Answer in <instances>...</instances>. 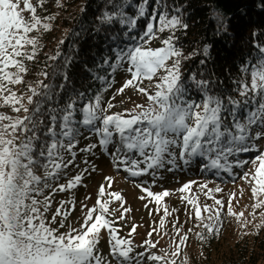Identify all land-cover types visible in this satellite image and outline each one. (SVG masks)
Segmentation results:
<instances>
[{
	"label": "snow or ice",
	"instance_id": "obj_1",
	"mask_svg": "<svg viewBox=\"0 0 264 264\" xmlns=\"http://www.w3.org/2000/svg\"><path fill=\"white\" fill-rule=\"evenodd\" d=\"M46 3L47 0H36L35 4L32 0H0V108L8 107L15 114L0 111V264H112V260L116 264H144L145 259L151 264H177L182 253L180 264H189L183 251L189 236L182 231V225L177 226L179 219L172 222L174 235L161 231L166 226L165 218L178 209L170 212L165 206L159 229L153 227L148 232L149 238L136 246L132 239L120 237L115 226L118 221H125L131 209L124 207L121 193L106 192L104 184L99 188L95 205L89 208L82 203L84 218L79 228L68 224L67 230L61 231L75 210V199L57 203L55 196L81 186L90 169L96 170L85 159L82 161L85 167L68 178L71 168H79L78 155H94L97 148L111 155L113 167L122 168L130 177L151 174L155 178L157 170L166 166L168 171L177 169V160L185 167L199 163L201 171L215 170L216 175L223 172L233 178L237 175L234 169L250 165L240 179L250 186L252 219L246 218L243 211H233L235 192L229 194L226 214L234 217L241 229L253 223L258 218L257 210L264 208V150L259 146V142H264V44L254 45L255 61L245 60L240 65L241 75L232 80L231 90L221 88L212 74L202 79L191 74L185 79L182 61L195 53L185 56L177 47L176 32L189 27L183 19L182 7L173 5L170 14L167 0H108L113 10L104 11L98 19L102 25L118 23L126 28L123 32L126 42L116 43L110 49L111 55H105L102 63L96 64L97 68L108 70L106 76L97 75L86 61L80 64L82 72L102 84L94 95L86 97L73 86L69 73L76 59L61 52L63 39L55 55L47 57L54 63H46L45 69L38 73L43 79L35 83L25 79L29 65L37 61L42 51L43 34L52 30L56 19L55 14L37 15V8ZM56 6L64 7L62 0H56ZM128 8L134 9L132 15L125 11ZM25 12L30 14L27 18ZM140 20L145 21L142 31L131 34ZM224 30L227 31V26ZM94 31L99 33L101 29ZM164 32L168 35L160 40L162 46L150 47ZM109 38L113 42L120 40L118 34L106 36L105 40ZM210 48L205 45L202 50L205 58L200 61L202 65L210 58ZM58 60L60 63H55ZM48 67L52 68L51 73L46 70ZM119 70L130 78L110 100L104 101L103 93L112 87V77ZM50 77L53 82L45 83ZM56 78L59 83L54 82ZM145 81L149 87L142 86ZM19 85L26 90L18 92ZM130 88L145 96L146 103L112 111L116 96ZM92 136L97 137V143L78 147L81 137ZM109 146L113 148L111 152ZM253 153L242 158L243 154ZM105 180L111 188L113 177L107 176ZM194 184L197 182L188 181L176 191L181 193V201L191 207V213L186 207V215L192 220L194 214L197 221L194 227L201 228L195 235L203 244L209 236L222 235L221 212L225 204L213 193L223 189L200 183L199 190L214 202L201 205L199 196L193 194ZM136 187L147 193L139 199L151 197L158 206L172 195L168 190L154 193L141 184ZM113 199L120 202L119 208H110ZM259 219L254 225L255 234L264 228V211L259 212ZM137 227L132 225L129 237ZM102 230L108 235L107 256L99 248ZM154 233L160 239L169 236L168 248L160 249L163 255L151 251L160 243L151 239ZM250 234L244 231L241 238ZM135 247L145 250L133 255Z\"/></svg>",
	"mask_w": 264,
	"mask_h": 264
},
{
	"label": "trees",
	"instance_id": "obj_2",
	"mask_svg": "<svg viewBox=\"0 0 264 264\" xmlns=\"http://www.w3.org/2000/svg\"><path fill=\"white\" fill-rule=\"evenodd\" d=\"M114 2H119V0H114ZM54 3V0H47L44 5L46 10L43 7L41 14L47 12L45 16L53 15L51 6ZM62 3L64 7H60L59 12L55 13L56 19L52 22V30L43 34L41 38L42 51L39 53L37 61L29 65L30 71L25 78L26 81L33 83L43 79L38 73L45 69L46 63H54L48 61L47 57L55 55L57 45L63 39L64 44L59 46L61 52L65 56L73 55L76 59V63L69 73L73 86L89 97L94 95L102 87V84L99 80H94L90 74L82 72L80 64L86 61L88 67L92 68L97 75H108L106 68H97L96 64L102 63L105 55H111L110 49L115 47L116 43L126 42L123 32L127 29L121 28L118 23L112 25L100 23L98 17L104 11L113 10L108 0H63ZM167 3L170 14H172L171 7L173 5L182 7L183 19L189 25L186 31L176 32V36L179 37L176 42L177 47L181 48L184 55L195 53L190 59L182 61V72L185 79L191 74H196L197 79L212 74L221 88L231 90L234 87L232 80L238 79L241 75L238 71L240 65L245 60L255 61L257 51L254 45L264 44V0H167ZM149 10L151 11V8ZM39 11L38 7L37 14L40 15ZM125 11L129 15L134 13L132 8L125 9ZM144 23V20L138 21L137 28L131 34L140 33ZM225 26H227V31L224 30ZM96 28H100L101 31L96 33L94 31ZM105 29L109 31H105ZM253 32L257 35L253 36ZM75 33H79V35H74ZM113 34H118L120 40L117 42H113L110 38L105 40L106 36L110 37ZM159 35L160 39L153 40L151 43L161 47L160 40L166 38L168 33L164 32ZM205 45L211 46L210 58L202 65L200 61L205 59L202 55ZM55 63H60V61ZM46 70L49 73L52 72L51 67ZM122 71L119 70L114 74L112 77L114 82ZM44 82L53 81L50 77ZM54 82L59 83V78H56ZM114 82L112 87L103 93V99L109 96ZM193 98L198 97L193 95ZM83 102H87V100ZM87 135L88 133L85 132V136ZM94 139L93 136L90 139L81 137L79 146L83 147L87 141H94ZM94 155H99L98 157L101 158L99 153ZM160 176V179H155L157 184L166 178L163 170L158 172L157 177ZM144 182L148 184L149 181L145 178ZM222 240L208 237L207 244L201 247L204 251L202 264H264V230H259L258 234L254 233L226 243Z\"/></svg>",
	"mask_w": 264,
	"mask_h": 264
},
{
	"label": "rangeland",
	"instance_id": "obj_3",
	"mask_svg": "<svg viewBox=\"0 0 264 264\" xmlns=\"http://www.w3.org/2000/svg\"><path fill=\"white\" fill-rule=\"evenodd\" d=\"M55 3L52 5V14H57L59 12L60 7L56 6V0H54ZM34 3V0H32ZM63 2V0H62ZM35 4V3H34ZM21 7L23 5L21 4ZM46 7H44L45 9ZM42 8H40V11L37 14L41 17H44L47 12H44L45 14H41ZM46 10V9H45ZM25 17L27 18L30 14L25 12ZM33 35H36V33H33ZM150 47L152 48H158V46L150 44ZM130 78L129 74L126 73L124 70L117 76L116 81L114 82L112 90H110V93L108 94V97L104 98V101H108L111 99L113 95L116 93V89L120 88L122 84L125 82L126 79ZM26 79V78H25ZM144 87H149L148 82L145 81L142 85ZM18 92H24L25 86L19 85L16 86ZM123 101V103H121ZM116 107L112 109V111H123L124 109H131L134 107L135 104H145L146 103V97L143 95H139L134 89H127L124 94L117 95L115 101ZM0 111L5 112L9 115H15L11 112V109L8 107L0 108ZM94 141H87L86 145L89 143H97V137L93 136ZM259 146L262 150H264V142H259ZM81 147V146H78ZM84 147V146H83ZM82 148V147H81ZM113 150L112 146H109V152ZM99 153L101 155V158L98 157L99 155H88L87 153L79 154L77 157V164L79 165V168H71L69 171V177L71 178L74 176L78 171L82 170L85 165L82 163L83 160H89L91 165H95L96 170L91 171L90 174H86L84 176L82 185L73 189L72 191L65 192V193H58L55 196V201L58 203L60 200H68L70 198L75 199V210L71 213L68 220L65 223V228L61 229V231H66L68 224H71L73 227L79 228L80 224L83 223V213L81 211V205L87 204V206L90 208L93 205H95L96 200L98 198V191L101 186V184L105 185L106 192H119L121 193L122 197L124 198V207L130 208L131 212L126 214L125 221H118L115 225L119 229V236L122 238H129L133 240L134 245L139 246L143 243L144 240L148 239V232L152 230L153 227H157L159 229V220L164 216L163 209L166 206L169 211L171 212L172 209H178L176 212H172V215L165 218L166 226L165 229L161 231H168L169 236L175 234V230L172 228V222L176 218L179 219L178 227L182 225V231L185 233H188L189 240L187 242V246L183 249L184 252L187 253V256L189 258V264H202L204 261H202V258L204 257V251L201 249L203 245H206L207 243H201V241L196 237L195 233L200 232L201 228L194 227V225L197 223L195 220L194 214L192 220H188V216L186 215V207L188 208V212L191 213L192 209L190 206H187L185 202H182L180 199L181 193L176 191L179 189L184 183L188 181H196L197 184L193 185V194L199 196V203L201 205L208 204L213 205V200L208 199L202 191L199 190L198 185L200 183H208L209 188H215L219 186L223 189L222 192L219 193H213V195L217 199H221L224 201L225 208L221 212V220L223 222V228H222V235L215 237V240H221L224 243L231 240H236L240 237H242V232L246 231L248 233H256V229L254 227L255 224L260 222L259 219V212L264 211V208L257 210V219L253 221V223L249 224L246 229H241L239 224L237 223L236 219L234 217L228 216L227 213V202L229 199V194L231 192L237 193V199L233 201V211L236 213L244 212V216L248 218L249 220L252 219V217L249 215V213L252 212L251 205L253 204L252 200V194L250 190V186L245 183L243 180L240 179V176L243 174V171L247 170L250 165H246L245 169H234L235 173H238L235 178L229 176L226 173L220 172L219 175L214 174L215 170L208 171L204 170L201 171V165L199 163H194L188 167H185L183 163L179 160H177L178 168L174 169L173 171H168L167 166L165 169H160L165 172L166 178H164L160 184L153 185L151 184L150 180L152 178L151 174H146L140 177H130L128 174L123 171L121 168L120 170H117L112 165V159L113 157L109 154L104 153L100 148H97L94 150V154ZM253 154H243L242 158H249V156H253ZM231 159V158H230ZM143 166V165H142ZM157 170V173L160 171ZM151 172V170H150ZM181 173V176H180ZM111 176L113 177V183L111 188H108L107 181L105 180V177ZM223 176H225L226 179L225 182H222L220 180ZM216 177V178H215ZM148 179V184L144 182V179ZM153 180V178H152ZM228 180V182H227ZM62 183L66 182L65 180L61 181ZM150 183V184H149ZM136 184H141L143 187L149 188L154 193H160L165 190H168L172 193V195L165 197L161 205H157L155 201L152 200L151 197H148L145 200L139 199L141 196H147V193L142 192L140 188L136 187ZM243 189V195H240V190ZM88 197V199H85ZM105 199H108V197H105ZM152 201V202H149ZM145 204L148 205L147 208H145ZM56 204L53 205V211L55 210ZM120 202L114 201L110 204V208H119ZM159 208V211L157 212L156 209ZM152 211V215H149V212ZM116 215H119V212L116 213ZM206 215V214H205ZM187 221V222H185ZM137 225V230L135 233L132 234L131 237L128 236V233L130 232L132 225ZM54 227L56 225H53ZM193 229L192 232H188V229ZM260 230H264V228H261ZM103 232V230H102ZM250 234V235H252ZM246 235V236H250ZM169 236H165L163 239H160L159 236H157L155 233L151 237V239L155 242L156 240H160V243L158 244L156 249H151L152 252H155L158 255H163V252L160 251V249H167L169 244L171 243ZM244 237V236H243ZM99 248L101 249L102 253L107 256L109 251L108 246V235L106 232H103V238L101 239V242L99 244ZM143 247H135L133 255L135 253L144 252ZM171 251V249H169ZM202 253V255H201ZM111 259V257H109ZM183 259V253L180 257L177 258V264H180V261ZM112 264H116L115 260H112ZM144 264H151V262H148L146 259L144 261Z\"/></svg>",
	"mask_w": 264,
	"mask_h": 264
}]
</instances>
